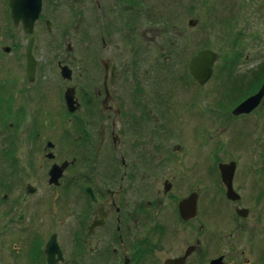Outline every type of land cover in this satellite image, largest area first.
Here are the masks:
<instances>
[{
  "label": "flooded vegetation",
  "instance_id": "flooded-vegetation-1",
  "mask_svg": "<svg viewBox=\"0 0 264 264\" xmlns=\"http://www.w3.org/2000/svg\"><path fill=\"white\" fill-rule=\"evenodd\" d=\"M36 8L27 32L20 18ZM64 8L107 12L112 2L0 0V217L11 237L45 264L47 241L55 234L58 242L53 230L41 238L45 218L71 226L75 251L87 250L89 264H252V251L264 263V94L253 109L235 112L262 87L264 59L250 69L243 66L250 55L236 52L231 87L207 84L217 60L201 84L189 69L195 53H182L181 63V43L138 21L134 37L124 29L112 41L118 27L100 37L104 57L85 39L90 50L81 58L49 54L51 73L36 46L65 44ZM242 38L235 36L237 47ZM160 39L177 52L161 51ZM65 162L50 182L51 169Z\"/></svg>",
  "mask_w": 264,
  "mask_h": 264
},
{
  "label": "rangeland",
  "instance_id": "rangeland-1",
  "mask_svg": "<svg viewBox=\"0 0 264 264\" xmlns=\"http://www.w3.org/2000/svg\"><path fill=\"white\" fill-rule=\"evenodd\" d=\"M110 1L112 2V9L107 12L90 10L76 13L64 8L60 15L64 24L65 44H61L62 48L55 45L36 46V52L44 55L40 60L43 67L53 73L54 66L50 55L61 50L64 56L71 54V58L72 55L81 58L83 54L89 52V47H91V51L94 49L96 53L104 57L105 47L100 37L103 36V39H105L107 31L114 27L121 29L118 33L113 32L112 41L116 37L118 38L119 35L123 36L125 34L124 29H129L131 34L129 36L134 37L136 36L138 21H145L140 24L144 27H159L161 31L159 36L162 38L170 37L181 43V51L178 52L180 54L188 52L193 54L203 48L215 51L218 64L213 74V80L207 83L208 85H227L231 87L235 83V62L233 58L236 52L250 55L247 63L243 65L246 67L250 65V69L256 67L264 59V0H127L125 4H129L128 8L122 7L123 4L121 5L120 0ZM141 2L146 7L145 12L142 13L137 9ZM189 20H196L195 25H190ZM127 24L132 28L131 30L127 27ZM239 32H241V35H238ZM235 36L243 37L242 44L238 47L235 45ZM256 37L260 38V43L255 40ZM84 39L91 42L89 47H84L81 44ZM159 43L163 48L160 49L161 51L168 49L169 52H177L175 48L178 45L169 44L171 43L170 40L160 39ZM117 45L121 46V42L118 41ZM40 47L43 48V51L38 50ZM183 54L181 63L186 58ZM77 65H81V62L77 61ZM241 81L243 82L242 79ZM258 122L255 125L256 129L264 124V122L261 124L260 120ZM252 123L254 125L255 121L253 120ZM208 141L207 152H209V149L214 148L216 135ZM255 148L261 147L257 144ZM0 202L1 210L4 206L2 200ZM63 217L67 218V215ZM69 219L70 217L65 221L68 222ZM44 223L42 229H45V226L46 229L41 237L43 240L48 239L51 230L58 233V242L63 250V260L58 264H89L87 250H83L84 252L79 250L77 253L75 251L76 247L72 243L73 232L71 226L67 230L61 229V225L51 224V227L50 220L46 218ZM7 224V219L0 217V264H45L44 257H40L41 260L37 258V250L32 249L34 259L31 260L28 257L30 256L27 253L28 246L20 241L21 237H11ZM250 254H252L254 261L252 264H264L258 262L261 253L252 251ZM128 264H132V262H128Z\"/></svg>",
  "mask_w": 264,
  "mask_h": 264
},
{
  "label": "water",
  "instance_id": "water-1",
  "mask_svg": "<svg viewBox=\"0 0 264 264\" xmlns=\"http://www.w3.org/2000/svg\"><path fill=\"white\" fill-rule=\"evenodd\" d=\"M12 15L15 18V21H18V18L21 17V13L15 10H13ZM37 16H38V8H36L35 11L31 13L29 18L24 17V15L20 18L27 32L32 31L33 22L37 18ZM195 23H196V20H189L190 25H195ZM31 47H32V41H30L27 45L28 60L30 62V66L32 67L34 60H33V57H31ZM216 60H217V53L209 48L201 49L193 55V57L191 58L189 62V69L192 75L194 76V78L198 80L199 83L204 84L211 77L213 73V66ZM62 75L66 78H70L71 76V71L66 65L62 67ZM263 94H264V83L257 93L251 95L250 97L245 99L242 103H240L236 107L235 112L238 113L241 111H249L253 109L260 102ZM65 100H66L69 110H74L72 89H67V91L65 92ZM66 165L67 163L65 162L61 166L55 165L51 169L50 182L58 181ZM184 208H185V204L184 202H182L180 204V210L182 211V213H184ZM45 254H46L47 264H58L59 261L63 260L62 251L58 245L55 234L51 235V237L47 241V244L45 247ZM220 260H221L220 258L215 259L212 261V264H219ZM175 262H178V260L177 259L168 260L166 264H173ZM127 263H128V260H126L123 264H127ZM182 263H183V259L178 264H182Z\"/></svg>",
  "mask_w": 264,
  "mask_h": 264
}]
</instances>
